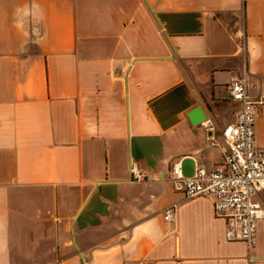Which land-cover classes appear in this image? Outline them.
Instances as JSON below:
<instances>
[{
  "label": "crops",
  "instance_id": "0c3cea01",
  "mask_svg": "<svg viewBox=\"0 0 264 264\" xmlns=\"http://www.w3.org/2000/svg\"><path fill=\"white\" fill-rule=\"evenodd\" d=\"M237 77L264 96V0H0V264H264L172 178L223 163Z\"/></svg>",
  "mask_w": 264,
  "mask_h": 264
},
{
  "label": "built area",
  "instance_id": "2783aa9c",
  "mask_svg": "<svg viewBox=\"0 0 264 264\" xmlns=\"http://www.w3.org/2000/svg\"><path fill=\"white\" fill-rule=\"evenodd\" d=\"M243 37V34H240ZM232 99L238 103L236 122L227 125L221 138L227 147L222 164L207 171L197 164L191 178L183 174L182 161L172 167V178L186 199L196 197L212 201L217 218L226 221V239L244 243L251 251L258 245L257 231L264 220V149L256 143L255 127L258 106L264 105V96L256 101L249 94L246 77L234 78L229 87ZM206 128L209 124L204 122ZM217 146V141L212 142ZM131 179L142 182L147 175L137 165L130 167ZM169 223L177 219V207L170 206L164 212Z\"/></svg>",
  "mask_w": 264,
  "mask_h": 264
},
{
  "label": "water",
  "instance_id": "95a60500",
  "mask_svg": "<svg viewBox=\"0 0 264 264\" xmlns=\"http://www.w3.org/2000/svg\"><path fill=\"white\" fill-rule=\"evenodd\" d=\"M189 118L193 124L198 125L204 123L207 117L202 108L197 107L189 113Z\"/></svg>",
  "mask_w": 264,
  "mask_h": 264
}]
</instances>
